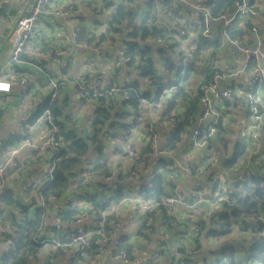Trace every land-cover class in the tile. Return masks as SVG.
Instances as JSON below:
<instances>
[{
    "label": "trees",
    "instance_id": "16d2710c",
    "mask_svg": "<svg viewBox=\"0 0 264 264\" xmlns=\"http://www.w3.org/2000/svg\"><path fill=\"white\" fill-rule=\"evenodd\" d=\"M136 1L139 3V0H121L118 3L116 0L106 1L105 10L110 7H113L114 10L107 25H102L104 29L99 34L101 39L100 43L95 42L97 34L94 31H89L84 27L77 28L82 43H95L99 46L103 42V39L110 38L112 40L111 43H113V45L116 44L117 48L121 46L126 55L131 57L130 61H125L124 63L128 66H136V78L125 84L105 82V75L102 72L105 86L116 84L121 86L122 90L111 94L102 91V94H92L89 97L93 98L97 104L91 119V129L88 132L83 131L84 128L80 130V121L72 117L76 109L74 106L81 104V101L76 99V82L74 81L75 88L73 90H75V93L73 94L74 99H72L66 92V82L70 77H67L65 81H61L59 94L52 103V110L54 121L60 126V135L63 140L60 158L53 175L54 177L53 179L45 180L43 183L42 190L47 198L52 194H56L61 201H64L66 197L65 193L73 186L82 192L85 191V194L82 193L85 195V199L99 206L102 198L109 195L107 194L108 192L103 191L101 187L102 185H108L107 179L102 177V173H105L107 176L112 174L107 164V139L110 136L118 138L124 130L132 126L134 121L133 114L138 104L139 95L151 98L155 96L156 93L161 92L164 88L169 86V81L176 84L181 82L174 99L165 104L164 110L160 114V116L165 117L164 119H170L173 115H177L178 113V123L172 129L167 145H162L163 149L176 148L180 146L184 139L189 137L188 133H190L192 127H194L196 118L199 114H202L200 101L202 92L196 88V85L201 79L205 82H209L214 70H224V68H219L220 64L209 65L206 66L205 69H202L204 68L201 65L203 60L202 57L205 53L203 50L211 48V52L215 56L217 53L216 50L221 44V40L218 39L214 43H207L204 41L199 31L195 30L196 34L192 41H189V44L196 42L199 46V53L187 63L185 72L182 75V66L179 65L182 54L177 47V38L172 35V27H175L174 30L179 32V26L182 20L184 21V25L188 26L187 17L191 15V12L188 10L185 15L180 13L181 5H176V0L143 2V8H137L134 4ZM234 1L235 0H205L204 3L211 9L213 15H219L221 13H231L234 9ZM251 2H254V0H251ZM97 10H99L97 14L105 11L102 8ZM3 12L4 10L2 13ZM103 14L105 15V13ZM95 17H97L95 21L100 22L104 16L96 15ZM238 18L240 19V17ZM245 20H247L246 26L249 29L251 17L248 19L245 17ZM237 31L244 33L245 28L234 29L233 33ZM262 32L264 34L263 22ZM158 38H164L171 42L170 47L166 48L163 44L159 43L157 41ZM23 57V64L21 67L17 68V71L20 74L31 75L36 81L44 82L42 85L46 86L48 78L44 73L39 77L37 74L38 67L34 66L32 63L37 61L40 66H43V68L53 76L52 71L47 66V57L37 56L36 52H27ZM61 70L66 74V67H61ZM179 76H182L180 80H176ZM143 82H146L150 87L153 86V89L148 88L142 90L141 84ZM262 89L264 92V84ZM126 95H129L130 98L127 99ZM86 99L88 98L83 100ZM49 101L50 93L46 96L44 101H42L40 111ZM239 102L240 101L235 103L228 102L224 105L236 106ZM243 104L250 118L248 103L244 99ZM224 105L217 106V108L224 109ZM71 110H73V113H71ZM2 111L3 106L0 105V114ZM232 122H234L232 124L236 126L235 130H232L231 124H227L228 121L223 119L218 126L217 136L212 141L213 145L217 147V151L219 152V150H222L223 153V157H220V159L217 158V160L222 165L224 173L227 175L228 173L230 175H238L241 170H243L241 169L243 162L248 161L249 176L236 186H234L233 183H227V194L231 199H235L234 203L223 200L219 205L220 207L212 215L210 224L207 225L205 222L199 224L198 227L200 228L194 238V247H192L194 245L193 240L189 242L185 239L184 232H180L182 240L177 250L184 253V264H264V218H258L259 213H264V179L261 176V173L264 172V142L254 151L252 145L247 141L249 132L245 140H240V138H238L239 135L245 134L246 136V131L244 128L238 130V128H241L239 122H237V125L235 120H232ZM230 135H235L237 139L235 141L230 140ZM219 140L223 141L227 154L224 153L225 150L216 145V142ZM231 143L233 144L230 145ZM92 150L98 151V156L94 160L97 172L92 178L90 187L83 189L80 186V173L78 168L84 158L87 157ZM153 151L150 145L142 146L139 156L132 163L123 161V153L118 152L117 154L121 155L123 163L130 164L127 169L128 172L125 173L127 175V180L129 176L135 178L139 173L140 192L143 194L144 198H154V200L157 201L161 195L167 193L165 190L166 181L164 174L156 170L153 177L149 179V171L142 175L136 167V163L144 162L146 159L165 162V156L155 157L150 153ZM46 152L43 156H45ZM44 160L48 161V158L45 156ZM211 163L213 162L210 161L207 166L210 167L209 164ZM22 165L23 162L20 165V170H22ZM115 177L121 180L124 179L122 173L116 174ZM41 178L44 180L43 177ZM129 182L130 181H128V183ZM241 185L243 186L245 195L241 194L243 191H241V193L235 191L240 190ZM95 186L100 187V189L94 193L93 188ZM122 187L120 183V194H122ZM36 191L37 188L34 189L33 192L27 193L26 191L25 195L29 194L30 196L28 202H25L22 197L15 195L14 190H8L4 194L2 202H0L1 212L7 209L11 210L9 205H14V208L16 210L18 209L20 212V217H16L14 212H10L13 220L6 226V231L2 232L0 230V235L5 234L7 237L9 236L14 239L13 244L6 249V237L3 235L4 238L2 241L5 248L0 246V264H33V261L39 258L46 245H54L53 242L39 243L37 241L36 237L43 222V210L40 206H36ZM32 204L35 205L33 213L32 210H30ZM64 204L66 210L61 214L64 222L62 226L63 229L70 228V222L77 219L76 211L78 210L74 205H72L71 208V202H65ZM214 224H220L221 230L216 229ZM63 229L56 232V236L60 239L59 242L64 244L66 240L62 232ZM235 229H239V231L243 232H250L251 234V239L245 240V255H240L236 247L232 246L234 245L232 242L229 244L222 243V251H219V248H213L209 249L206 253L201 252L203 246L201 243V236L203 234H206L208 239H217L231 234ZM251 232H253V234ZM121 246L122 247L112 246V248L114 251L119 248L130 250L127 241H122ZM225 248L229 249L225 251ZM89 252L90 255L82 259L81 264L87 263L96 255L101 254L97 245L93 242L89 247ZM67 254L68 251H63V246L59 245L53 253L52 260H49L47 264H65ZM200 254L205 256H201ZM206 254L211 255L208 260ZM31 255L35 258H31ZM197 255L202 257V262L198 261ZM175 257L176 252L174 258ZM212 257H214V259H212ZM223 257H228L226 262H221ZM206 261H208V263H206ZM177 264H180L179 257Z\"/></svg>",
    "mask_w": 264,
    "mask_h": 264
},
{
    "label": "built area",
    "instance_id": "2783aa9c",
    "mask_svg": "<svg viewBox=\"0 0 264 264\" xmlns=\"http://www.w3.org/2000/svg\"><path fill=\"white\" fill-rule=\"evenodd\" d=\"M120 1L116 0L117 3ZM149 1L159 2L161 0H143L144 3ZM51 2L53 0H0V19L5 21L7 18H13L15 21V28L10 32L8 37L9 42L12 44L9 54V61L11 63L22 61L23 55L28 52L27 49L29 47H36V55L38 56H47L50 53L37 43L38 35L36 34H39L41 30V19L45 8ZM204 2L205 0H176L175 2L176 5H181L180 13L185 15L188 10L191 12V15L187 17L188 26L184 25V21L182 20L179 32L174 30L175 27H172V35L177 38V47L182 54L181 61L179 62V65L182 66V75L185 72L187 63L199 53V46L196 42L189 44V41H192L196 34L195 30L199 31L207 43H214L218 38H222L224 43L235 47L244 59L243 65L236 67L222 62L219 63V68H224V70H214L209 82L201 79L196 85V88L202 92L200 101L203 116L200 118L201 122L188 135L192 148L195 150L203 149L205 153L198 161V165H183L173 156L178 146L170 149L162 148L160 131L157 126L159 120L157 110L174 99L181 84V82L176 84L169 81V86L151 98L139 95L138 104L133 114L134 121L132 126L121 133L112 147L113 152L123 153L124 162L132 163L139 156L142 146L150 145L154 150L150 153L155 157L165 156V163L168 162L169 167L173 171L179 169L192 173L195 170H204L210 161L214 162L217 159V147L213 145L212 141L216 138L218 126L224 119V112L222 109L217 108V106L228 102L235 103L243 99L248 103L250 119L252 121L249 126L250 137L248 141L254 148V151L264 142V92L262 89L264 84V34L262 32L264 0H254V2H251V0H235L234 9L231 13H221L219 15H213L211 9ZM86 9L93 13L94 8L92 6H86ZM3 10L4 12L2 13ZM76 11V5L67 2L56 8L53 14L56 17L69 18ZM111 15L112 13H109L102 18L101 21L104 22L105 26L110 20ZM245 17L247 19L251 17L249 29L246 26L247 20H245ZM239 28H245V32L237 31L233 33L234 29ZM64 39L72 43H82L77 29L66 33ZM157 41L166 48L171 45V42L164 38H158ZM95 42H101L99 36L96 37ZM203 51L210 53L212 49L207 48ZM118 56L127 62L131 60V57L126 55L123 49L118 50ZM215 57L223 58L222 52H217ZM216 65H218V61ZM66 66V63L61 62V67ZM242 75L245 78L248 76L249 79L247 81L243 79L236 80L234 83H231L233 85L224 83V80L229 76H236L239 79ZM46 77L48 78L46 87L50 89L49 103L41 109L33 122H20L18 129L15 130V134L21 138L17 143L9 147L0 145V202H2L4 194L10 187L7 183L6 175H10L11 178L20 175L22 149H29L33 157L40 158L41 160H44L46 156L48 161L46 160V167L42 171L41 176L32 175L28 177L24 181L23 187L27 193L37 188L35 198L37 206H40L43 210V222L36 238L39 243H54L53 249H50L47 253L49 260H52L51 258L57 246L62 245L65 252L68 251L69 247L73 246V251L69 253L66 264H80L82 259L90 255L89 247L93 242L101 253H109L124 263H131L133 258L128 249L119 248L114 251L110 245L113 231L121 228L123 220L119 212V204L115 203L114 200L103 197L99 206H96L93 202H89L85 205V211L92 216V223L90 225L76 223V226L72 228L63 229L64 222L61 214L66 210L64 203H72L75 196L72 195L71 197V195H68L64 201H61L56 194H52L47 198L43 193L44 181L53 179L54 177L63 140L60 135V126L54 121L52 103L59 94L61 81H65L68 76L63 72H58L56 77L49 75V73H46ZM181 77L179 76L176 80H180ZM29 80L28 76L16 78V82L23 87L24 93H30ZM75 82L77 85L76 99L80 101L89 98L92 94H102V91L111 94L122 90V87L116 84L105 86L101 70L92 72L87 77L77 79ZM0 84L9 86L7 90L0 89V94L6 95L12 92V79L0 76ZM42 84L38 83L39 86ZM126 98L129 99L130 96L126 95ZM177 116L178 113L170 119H166L164 125L169 129H173L178 123ZM35 125H37V128H33L32 135L30 136V129ZM34 129L39 131L43 129L45 131L46 136L43 141L36 140L33 134L35 133L33 132ZM140 132L143 135L141 144L136 145V141L133 138ZM45 152L46 154L43 156ZM156 164L157 162L153 166ZM248 167V161L243 162V166L241 167L243 170L238 175H230L229 173L227 175L223 170L222 174L212 175L206 186L192 185L188 189L184 188L177 179H172L169 191L161 195L157 201L154 198H143L138 190L131 193V187L126 186L124 188L125 196L121 199L120 203L122 204L124 200L129 197L131 198L133 195L137 209L145 216L141 222L139 231L142 236L146 237L150 233L154 216L161 213L171 217L178 215L179 212H183L184 210H201L204 204L212 202L210 198L211 194L213 196V204L222 200L234 203L235 199H231L226 192L227 183L230 182L236 186L247 178L250 173ZM78 171L80 173V186L83 189L89 188L92 178L97 172L94 159L88 156L85 157ZM154 173L153 167L149 171V179L153 177ZM261 176L264 179V172L261 173ZM102 177L107 179L108 176L102 173ZM83 193L85 194V191ZM50 214L54 216V219L47 225V216ZM258 217L263 219V214L259 213ZM214 226H216V229L221 230L220 224H214ZM62 229L64 230L62 232L66 240L64 244L60 243V239L56 236V232ZM3 235L6 237L5 245L7 249L13 244L14 239L9 236L7 237L5 234ZM176 256L180 258V264L185 263L183 252L177 250ZM39 257H42V253ZM31 258L35 257L31 255Z\"/></svg>",
    "mask_w": 264,
    "mask_h": 264
},
{
    "label": "crops",
    "instance_id": "0c3cea01",
    "mask_svg": "<svg viewBox=\"0 0 264 264\" xmlns=\"http://www.w3.org/2000/svg\"><path fill=\"white\" fill-rule=\"evenodd\" d=\"M64 1L65 0H53V2H51L45 8L41 19V30L39 31V34L36 35H38L37 43L44 50L50 52L45 57H47V66L52 71L53 77H56L58 75V72H62L60 66L61 62L66 63V74L68 77H70V79L66 82V92L68 93L69 97L74 99V81L86 77L92 72L94 73L95 71L101 70L104 73L105 82L125 84L126 82L133 81L136 78L135 65L134 67L127 65L126 69L124 70L125 75L123 79L118 80L116 77L117 65L120 61H122L117 57L118 48L116 44L113 45V43H108L107 41L102 42L101 45H99L100 48H102V51L99 50L96 53V57L92 58L90 53V46L98 45H96L95 43L88 42L77 44L72 43L70 41H66L64 39V35L66 33H69L72 30L77 29L78 27H84L89 31L92 30L97 34V36H99V34L103 31L104 26H102L101 21H95L97 19V17L95 16H104L103 13H105V15L112 13L114 8L110 7L105 10V4L107 0ZM67 2H71V4L76 5L77 11L75 13H72V16H70L69 18L54 16L53 11ZM134 4L137 8H143L144 6L143 0H139V3H137L136 1ZM86 6H92L94 8L93 13L92 11H88L86 9ZM101 8L105 11L97 14L99 11L97 9ZM262 18L264 24V15L262 16ZM97 23H100L101 25L96 27ZM14 28L15 21L13 18H7L5 21L0 19V76H4L13 80L12 92L6 95L0 94V105L3 106V111L0 114V145L5 147H9L10 145L17 143V141L21 139L17 134H15V130L18 129L20 122H33L38 113L40 112V105L42 104V101H44L46 96H48V94L50 93V89H48L46 86L38 85L39 82H41V84L44 82L36 81L31 75L20 74L17 71V68L21 67V65L23 64V59L22 61L13 63L9 61V54L12 49V44L9 42L8 37L10 35V32L13 31ZM218 39L221 40V44L216 51L222 52L223 57L222 60L218 62H222L224 64L231 65L234 67L243 65V56L237 51V49H235V47L231 46L228 43H224L222 38ZM36 50L37 49L34 46L29 47L27 49L29 53H37ZM210 56H214V54H212V52H205L202 59L205 60ZM215 58L216 57L214 56V63L202 65V67H204L202 69H205V67L209 65H216L217 60ZM35 63H37V65ZM35 63H33V65L39 68L37 69V74L39 77H41L43 73L45 75L46 73H48L47 70H45L43 66H40L37 61ZM203 63L204 62L202 61V64ZM24 76H28L30 79V93H24L23 87L16 82V78ZM242 79L247 81L249 77L247 76L245 78L242 75L238 79V77L236 76H229L224 80V83L231 84L234 83V81L236 80ZM148 88L151 87L146 82H143L141 84L142 90ZM80 103L81 104H79L78 106H74V108L76 107V109L74 110V115L72 114V117L75 118V120L79 121H82V118H84L83 125L80 123V130L84 128L83 131L88 132L91 129V119L93 112L96 108L97 102L93 98H88L86 100L81 101ZM164 107L165 105H163L160 109L157 110V116L159 117L157 126L160 131V140H162L161 146L167 145L168 139L172 133V129H169L166 125H164L166 123V119H164L165 117L160 116L161 112L164 110ZM227 109L229 112L227 111ZM222 111L224 112V120L228 121L227 124H231L232 130L236 129V127L235 129L233 128L234 125L232 124V120H235L236 125L237 122H239V125H241V128H238V130L244 128L246 131V137H248L249 130L247 131V126L245 123V118L248 117V113L246 112L245 105L243 104V107H238L234 105H224V109H222ZM71 113H73V110H71ZM202 116L203 113L199 114V116L196 118V123L194 127H196V125L201 122L200 118ZM194 127H192V130ZM33 128H37V125L30 129V136L32 135L31 132ZM33 132H35L33 134L36 137L37 141L44 140L46 135L43 129L41 131L34 129ZM142 137V132H140L133 138L136 141V145L141 144ZM116 139L117 137L112 136L108 137L107 139V164L110 169V173L112 174L107 177L108 185L101 186L103 191L108 192L107 194H109L106 197L111 198L115 201V203L119 204V212L123 219L121 228L114 230L111 235V246L122 247V241L128 242L130 247L129 252L131 253V256L133 258V261L128 264H153L154 262L152 261V258H156L158 261L161 262L160 264H177L178 257L176 256L174 258V255L181 244L182 238L180 232H184V237L189 242H192L193 240L194 245L192 247H194V238L198 233V229L200 228L198 227L199 224L201 222H205L207 225L210 224V219L212 215L219 208L217 207L218 204H213V196L211 194L210 198L212 202L204 204L203 209L201 210H184L183 212H179L178 215L171 216V218L165 216L164 214L156 216L152 220V227L150 233L146 237L142 236L139 231V227L141 225V222L144 220L145 216L137 209V204L136 201L133 199V195L131 198L129 197L128 199L124 200L122 204L120 203L121 199H123L125 196L124 188L126 186L131 187V193L135 192V190H138L140 192V174L138 173L135 178L129 176L127 180V175L125 173L128 172L127 169L130 164L123 163L121 155L117 154L116 152H113V150H110L115 144ZM229 139L235 141L237 138L235 137V135H230ZM248 139L249 138H247V141ZM219 143L220 140L216 142V145L219 146ZM29 153V149L27 148H24L21 151L23 165L20 175L18 177L11 178L10 175H6L7 183L10 186L9 190H14L15 195L22 197L25 202H28L30 195H25L26 190L23 187L24 181L32 175L41 176L42 171L46 167L45 160H40V158L36 159L31 155V153L29 155ZM204 153L205 151L203 149H193L191 146L190 139L188 137L182 141L178 149L174 152L173 156L177 161L181 162L183 165H198V161L201 159V156H203ZM224 153L227 154V151L225 150ZM87 156L95 160V158L98 156V151L92 150ZM153 162H157V164L153 166ZM166 164L165 162L155 160L153 161V159H146L144 160V162L136 163V167L142 175L150 171L153 167L155 171H161L165 177L166 191H169L170 181L172 179H177L186 189H188L192 185L206 186L212 175L222 174V171L224 170L217 159L213 163L209 164L210 167L207 166L208 168L206 167L204 170H195L192 173H188L179 169L173 171L169 167L168 162H166ZM119 173H122L124 177L123 180L119 179L118 177H115V175ZM128 181L130 182L128 183ZM120 183L123 186L122 194L119 193ZM99 189L100 187L95 186L93 188V192L95 193ZM30 192H33V190ZM82 193V191L78 190L76 187L73 188V186L67 193H65V196H75V199L71 204V208L72 205L78 208V210L76 211L77 219L75 221L72 220V222H70V228L76 226V223H84L89 225L92 223V216L89 213L87 214L85 211V205L88 204L89 201L85 199V195ZM141 195L144 198L142 193ZM9 208L11 210L7 209L3 212L0 211V230L2 232L6 231V226H8L13 220L11 218L10 212H14L16 217H20V212L18 211V209L16 210L14 208V205H9ZM30 210H32L33 213L35 210V205L32 204ZM53 219L54 216L52 214L47 216L46 224L49 225V223H51ZM223 237L217 239H208V237H206V234H203L201 236V243L203 245L201 249H204V252L206 253L209 251V249L221 247L222 243L224 242ZM3 238V235H0V246H3L2 248H5L4 243L2 241ZM231 242L232 244L236 245V247H238V244L240 243L237 239L232 240ZM50 249H53L51 245L44 247L42 257L35 259L33 261V264H47L49 260V256L47 253ZM72 251L73 246L69 247L67 258L69 256V253H72ZM200 255L205 256L203 254ZM200 255H197L196 257H198V261L202 262L203 259ZM209 257L211 256H208L207 260ZM206 263H208V261H206ZM84 264L127 263H124L122 260L113 257L109 253H101L100 255H96L93 259L89 260V262Z\"/></svg>",
    "mask_w": 264,
    "mask_h": 264
},
{
    "label": "rangeland",
    "instance_id": "374dc122",
    "mask_svg": "<svg viewBox=\"0 0 264 264\" xmlns=\"http://www.w3.org/2000/svg\"><path fill=\"white\" fill-rule=\"evenodd\" d=\"M66 1V0H65ZM64 1V2H65ZM101 24L102 25H104V22H102L101 21ZM100 23H97L96 24V27H98L99 25H101ZM96 35V34H95ZM110 41H108V40ZM104 41H107L108 43H111L112 42V40L110 39V38H105V39H103V42ZM122 50V48H121V46L118 48V50ZM99 50H101L102 51V48H100V46H90V53H91V57L92 58H94V57H96V53L99 51ZM118 50H117V57L119 58V56H118ZM85 51V50H84ZM88 55V54H87ZM120 59V58H119ZM211 59H213V60H211ZM217 61H221L222 60V58H215ZM93 60V59H92ZM122 60V59H121ZM122 61H124V60H122ZM122 61H120L119 62V64L117 65V74H116V77H117V79L118 80H121V79H123V77H124V75H125V69H126V67H127V64H125L124 62H122ZM204 63L203 64H201V65H207V64H209V63H214V56H210L209 58H207V59H205V60H202ZM210 61V62H209ZM206 63V64H205ZM219 63H221V62H218V64ZM151 89H153V86H151ZM236 106H238V107H243V100H241ZM247 111V110H246ZM251 119L248 117V118H246V121H245V123H246V126H247V131L249 130V125L251 124ZM80 123L83 125V123H84V118H82V121H80ZM232 123H234V122H232ZM91 126V125H90ZM235 127L236 126H233V128L235 129ZM238 138H240V140H245V138H246V136H245V134H242V135H239V137ZM233 143H231V145H232ZM219 146L223 149V150H226V147L224 146V143L222 142V141H220V143H219ZM216 157L217 158H219L220 159V157H223V153H222V150L220 151L219 150V152L217 151V155H216ZM236 192H239V193H241V191H243V186L241 185V188H240V190H235ZM227 192V191H226ZM242 195H245L244 194V191L241 193ZM243 197H245V196H243ZM223 202V200L222 201H217L216 202V204H218L217 205V207H220L219 205L221 204ZM262 216V215H261ZM259 218V217H258ZM263 218H264V214H263ZM252 234H253V232H251ZM239 240V244H238V247H236V245H232V246H234V247H236V250L237 251H239L240 252V255H245V248H244V245H245V242L247 241V240H249V239H251V234H250V232H243V231H239V229H235L231 234H229V235H225L224 237H223V243H227V244H229V243H231V241L232 240ZM246 240V241H245ZM229 248H225L224 250L225 251H227ZM223 250V248L222 247H219V251H222ZM164 251H167V250H164ZM202 252H204V249H202ZM205 253V252H204ZM208 256H211V255H206V257H208ZM219 256H220V254H219ZM238 256V255H237ZM212 259H214V257H212ZM228 259V257H223L222 258V260H221V262H226V260ZM152 261L154 262L153 264H160L161 262L160 261H158L156 258H152Z\"/></svg>",
    "mask_w": 264,
    "mask_h": 264
},
{
    "label": "clouds",
    "instance_id": "9594fccd",
    "mask_svg": "<svg viewBox=\"0 0 264 264\" xmlns=\"http://www.w3.org/2000/svg\"><path fill=\"white\" fill-rule=\"evenodd\" d=\"M8 87H9L8 85L0 84V89H5V90H7Z\"/></svg>",
    "mask_w": 264,
    "mask_h": 264
}]
</instances>
